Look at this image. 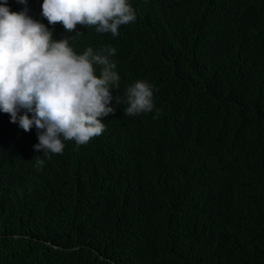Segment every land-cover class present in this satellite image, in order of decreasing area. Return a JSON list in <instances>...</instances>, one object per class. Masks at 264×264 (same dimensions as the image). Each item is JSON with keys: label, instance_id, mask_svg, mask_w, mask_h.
<instances>
[{"label": "trees", "instance_id": "trees-1", "mask_svg": "<svg viewBox=\"0 0 264 264\" xmlns=\"http://www.w3.org/2000/svg\"><path fill=\"white\" fill-rule=\"evenodd\" d=\"M137 21L74 35L115 42L161 117L115 112L59 155L0 118V264H264V0H151Z\"/></svg>", "mask_w": 264, "mask_h": 264}, {"label": "clouds", "instance_id": "clouds-1", "mask_svg": "<svg viewBox=\"0 0 264 264\" xmlns=\"http://www.w3.org/2000/svg\"><path fill=\"white\" fill-rule=\"evenodd\" d=\"M149 1L0 0V118L25 132L35 127L34 151L59 155L66 141L80 146L101 136L104 118L115 112L161 117L148 79L127 86L120 78L115 42L80 49L82 37H75L84 28L116 37ZM44 164L35 161L38 171Z\"/></svg>", "mask_w": 264, "mask_h": 264}, {"label": "water", "instance_id": "water-1", "mask_svg": "<svg viewBox=\"0 0 264 264\" xmlns=\"http://www.w3.org/2000/svg\"><path fill=\"white\" fill-rule=\"evenodd\" d=\"M98 253V252H97ZM113 264H116L114 261H113Z\"/></svg>", "mask_w": 264, "mask_h": 264}]
</instances>
